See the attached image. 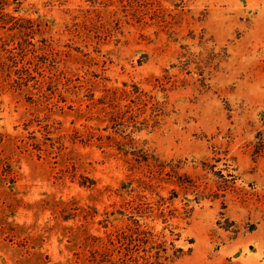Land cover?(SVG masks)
Listing matches in <instances>:
<instances>
[{
    "label": "rangeland",
    "instance_id": "374dc122",
    "mask_svg": "<svg viewBox=\"0 0 264 264\" xmlns=\"http://www.w3.org/2000/svg\"><path fill=\"white\" fill-rule=\"evenodd\" d=\"M0 264H264V0H0Z\"/></svg>",
    "mask_w": 264,
    "mask_h": 264
},
{
    "label": "trees",
    "instance_id": "16d2710c",
    "mask_svg": "<svg viewBox=\"0 0 264 264\" xmlns=\"http://www.w3.org/2000/svg\"><path fill=\"white\" fill-rule=\"evenodd\" d=\"M148 256H150V257H157V255H155V254H149Z\"/></svg>",
    "mask_w": 264,
    "mask_h": 264
}]
</instances>
